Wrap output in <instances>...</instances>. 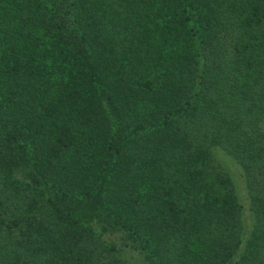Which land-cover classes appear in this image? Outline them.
Segmentation results:
<instances>
[{
  "label": "trees",
  "instance_id": "obj_1",
  "mask_svg": "<svg viewBox=\"0 0 264 264\" xmlns=\"http://www.w3.org/2000/svg\"><path fill=\"white\" fill-rule=\"evenodd\" d=\"M126 249L264 264V0H0V264Z\"/></svg>",
  "mask_w": 264,
  "mask_h": 264
},
{
  "label": "rangeland",
  "instance_id": "obj_2",
  "mask_svg": "<svg viewBox=\"0 0 264 264\" xmlns=\"http://www.w3.org/2000/svg\"><path fill=\"white\" fill-rule=\"evenodd\" d=\"M224 158V163L222 164V166H226L227 169L230 172H233V175L236 176L237 182L240 184L242 182V176H240L238 167L234 164L229 162V160L227 158H225L224 156L222 157ZM106 240H117L114 236H105ZM126 258L132 263V264H144V262L142 261V259L133 251H131L130 249H126L124 252Z\"/></svg>",
  "mask_w": 264,
  "mask_h": 264
}]
</instances>
